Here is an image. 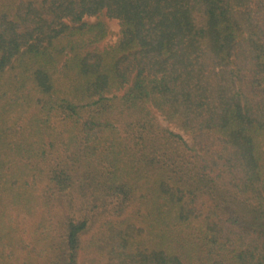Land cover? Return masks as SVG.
Instances as JSON below:
<instances>
[{
    "label": "trees",
    "instance_id": "obj_1",
    "mask_svg": "<svg viewBox=\"0 0 264 264\" xmlns=\"http://www.w3.org/2000/svg\"><path fill=\"white\" fill-rule=\"evenodd\" d=\"M0 264H264V0H0Z\"/></svg>",
    "mask_w": 264,
    "mask_h": 264
},
{
    "label": "rangeland",
    "instance_id": "obj_2",
    "mask_svg": "<svg viewBox=\"0 0 264 264\" xmlns=\"http://www.w3.org/2000/svg\"><path fill=\"white\" fill-rule=\"evenodd\" d=\"M101 19V18H100ZM89 21H96L97 19L96 18H89L88 19ZM112 33L111 35L109 36L108 38V42H113L116 40L117 36H118V32H119V25H118V22L117 21H114V20H109V19H106Z\"/></svg>",
    "mask_w": 264,
    "mask_h": 264
}]
</instances>
